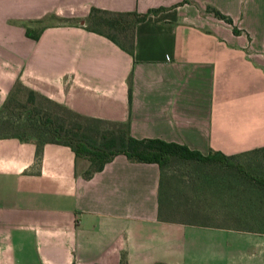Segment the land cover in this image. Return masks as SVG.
<instances>
[{"label": "crops", "instance_id": "1", "mask_svg": "<svg viewBox=\"0 0 264 264\" xmlns=\"http://www.w3.org/2000/svg\"><path fill=\"white\" fill-rule=\"evenodd\" d=\"M180 2L0 0V107L17 82L80 116L127 122L136 140L201 156L258 150L264 175V0ZM90 8L164 10L134 27L129 55L86 30ZM23 24L41 29L36 40ZM87 167L62 145L36 160L31 142L0 139V264H264V234L200 225L218 221L216 203L160 219L156 164L117 155L84 180Z\"/></svg>", "mask_w": 264, "mask_h": 264}, {"label": "trees", "instance_id": "2", "mask_svg": "<svg viewBox=\"0 0 264 264\" xmlns=\"http://www.w3.org/2000/svg\"><path fill=\"white\" fill-rule=\"evenodd\" d=\"M183 3H189V0H182L178 5ZM162 10L164 9H151L143 14H137L135 12L112 13L90 8L85 18V28L90 32L104 36L118 48L131 55L134 27L143 22L148 15H155ZM204 11L213 18L230 25L234 35L239 34L229 17L210 7H206ZM23 27L27 38L32 40L38 38L41 29L35 30L26 24H23ZM20 91H24L26 94L24 104L20 102L17 96ZM35 98L52 103L58 109V112L52 113V115L50 113L40 114L32 104ZM128 101H130L129 87ZM28 107H31V109H27ZM59 113H62L69 120L65 119L64 116L62 118L59 117ZM103 124L111 125L116 129L109 132H99L98 128ZM10 138L34 144L36 160L39 159L42 147L45 144L68 147L75 158L88 162V167L82 173L84 180H88L94 173L100 172L103 166L117 155H123L128 161L133 163L156 164L159 170L170 158H176L183 162L210 165V167L216 168L220 174L223 173L222 170H233L239 176L238 180L241 189L238 187V191L240 193L248 192V196L252 197H248L249 203L247 207L250 210L254 205V210L256 208V211L262 210L261 216L252 222L247 217V219L241 221L237 215L233 214V217L238 220L233 222H228L227 220L226 222L201 223L200 225L264 234V175L262 157L258 150L230 157L219 153L201 156L198 152L191 151L175 143H166L157 139L136 140L129 135L127 122L113 123L80 116L43 97H36L31 91L17 82L13 85L0 107V139ZM249 156L253 159L255 158V171H249L250 168L246 169L238 163L239 158ZM221 183H225V181L223 180ZM162 209L163 201L160 199L158 201V216L160 219H163ZM252 223L256 224L254 225L256 226L255 228L252 227ZM120 264L125 263L120 261Z\"/></svg>", "mask_w": 264, "mask_h": 264}, {"label": "rangeland", "instance_id": "3", "mask_svg": "<svg viewBox=\"0 0 264 264\" xmlns=\"http://www.w3.org/2000/svg\"><path fill=\"white\" fill-rule=\"evenodd\" d=\"M17 96L20 102L24 104L26 98L24 91H20ZM32 104L40 114L50 113L52 115V113L58 112V109L52 103L39 98L33 99ZM27 109H31V107ZM63 116L62 113H59V117L62 118ZM64 118L66 119L67 117L64 116ZM67 119L69 120V118ZM115 129L111 125L103 124L100 125L98 131L109 132ZM238 163L246 169L250 168L249 171H255V158L253 159L250 156L242 157L238 159ZM222 171L223 173L220 174L216 168L210 167V165L183 162L176 158H170L166 161L160 170L162 176L161 199L163 201V217L180 219L181 214L184 212L188 213L191 208L195 209L200 205H206L211 208L216 203L215 215L213 217L218 220L216 222H226L227 220L228 222H233L238 220L233 217V214L237 215L241 221L247 218L249 221H256V218L261 216L262 210L256 211L257 208L254 210V205L249 210V207H247L249 203L248 197H252L248 196V192L240 193L238 191L240 188L239 176L233 170ZM204 178H209L207 184L203 183ZM223 180L225 183L220 184ZM207 186H211L209 187L210 189ZM205 196H212L213 198H205ZM254 225L256 224L252 223V227L255 228L256 226Z\"/></svg>", "mask_w": 264, "mask_h": 264}]
</instances>
